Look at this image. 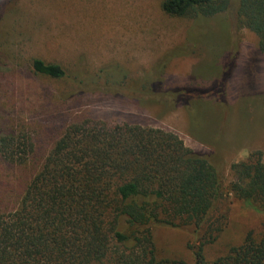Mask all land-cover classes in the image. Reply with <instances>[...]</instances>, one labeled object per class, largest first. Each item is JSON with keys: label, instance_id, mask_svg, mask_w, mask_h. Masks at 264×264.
I'll list each match as a JSON object with an SVG mask.
<instances>
[{"label": "rangeland", "instance_id": "1", "mask_svg": "<svg viewBox=\"0 0 264 264\" xmlns=\"http://www.w3.org/2000/svg\"><path fill=\"white\" fill-rule=\"evenodd\" d=\"M160 3L0 0V139L22 136L33 151L21 165L0 153V215L17 206L30 170L73 122L174 134L186 148L216 161L225 187L233 181V163L260 153L264 165V53L257 37L242 26L234 5L193 20L164 15ZM198 26L204 30L191 34ZM34 59L60 64L66 79L35 75ZM151 80L166 90V99L156 103L154 93L148 94L153 101L137 95ZM215 82L219 96L194 97L188 106L178 100L183 91H204ZM225 196L220 215L226 226L204 248L209 260L240 245L247 233L264 230L262 216ZM153 232L161 257L193 263L189 248L199 241L190 228Z\"/></svg>", "mask_w": 264, "mask_h": 264}, {"label": "trees", "instance_id": "2", "mask_svg": "<svg viewBox=\"0 0 264 264\" xmlns=\"http://www.w3.org/2000/svg\"><path fill=\"white\" fill-rule=\"evenodd\" d=\"M231 2L161 0L160 10L170 18L201 20L234 5L264 53V0ZM196 28L190 33L204 30ZM31 69L51 80L67 77L60 64L39 59L32 60ZM220 86L215 82L204 91H183L178 100L188 106L194 97L219 96ZM141 89L137 95L145 101L154 100L150 93L156 103L167 97L154 80ZM24 140L1 138L2 157L25 164L33 151H27ZM216 165L171 133L93 121L68 124L30 170L17 206L0 215V264H188L161 257L153 232L185 227L199 241L189 248L192 264H264V230L247 233L240 245L214 260L205 257L204 248L226 226L220 215L225 194L264 219L261 154L230 165L233 181L226 187Z\"/></svg>", "mask_w": 264, "mask_h": 264}]
</instances>
